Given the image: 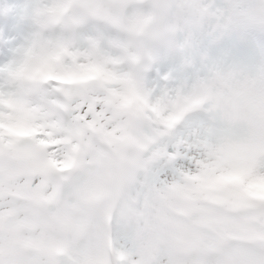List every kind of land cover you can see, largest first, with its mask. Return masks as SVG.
Returning a JSON list of instances; mask_svg holds the SVG:
<instances>
[{"label":"clouds","instance_id":"1","mask_svg":"<svg viewBox=\"0 0 264 264\" xmlns=\"http://www.w3.org/2000/svg\"><path fill=\"white\" fill-rule=\"evenodd\" d=\"M0 264H264V0H0Z\"/></svg>","mask_w":264,"mask_h":264}]
</instances>
